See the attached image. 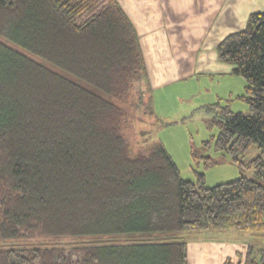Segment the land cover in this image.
Wrapping results in <instances>:
<instances>
[{
    "label": "trees",
    "instance_id": "16d2710c",
    "mask_svg": "<svg viewBox=\"0 0 264 264\" xmlns=\"http://www.w3.org/2000/svg\"><path fill=\"white\" fill-rule=\"evenodd\" d=\"M218 56L245 80L238 99L251 114L206 105L219 134L192 158L208 170L209 150L239 161L256 145L247 168L259 180L206 187L205 173L185 180L138 128L157 115L154 93L117 0H0V264H189L187 233L235 229L264 241V12ZM247 253L245 264H264V246Z\"/></svg>",
    "mask_w": 264,
    "mask_h": 264
},
{
    "label": "rangeland",
    "instance_id": "374dc122",
    "mask_svg": "<svg viewBox=\"0 0 264 264\" xmlns=\"http://www.w3.org/2000/svg\"><path fill=\"white\" fill-rule=\"evenodd\" d=\"M46 64L65 74L60 68ZM67 76L81 81L71 75ZM81 84L95 90L83 81ZM245 87V80L234 75L232 80H218V77L211 80L201 76L181 81L157 94V115L139 124L138 128L152 131L153 139L164 144L185 180L196 181V171L205 173L206 187L231 182L242 176L259 180L253 169L247 168L248 162L260 154L256 145L244 156L238 155L239 161L234 160V156L209 150L207 154L213 157L217 164L208 170L204 168L202 161H198L200 164L196 163L191 154L192 148L201 151L205 141L219 134V129L209 127V121L214 114L207 111L206 103L220 102L223 106L229 104L234 112L251 114L248 104L238 99V96L245 95ZM140 141L141 136L138 134L130 137L132 152L138 150ZM184 238L188 243L189 264H226L228 261L245 264L249 255L247 252L252 246H264L256 243L264 241L235 229L204 230L187 233ZM250 257L257 259L259 254L256 252Z\"/></svg>",
    "mask_w": 264,
    "mask_h": 264
},
{
    "label": "crops",
    "instance_id": "0c3cea01",
    "mask_svg": "<svg viewBox=\"0 0 264 264\" xmlns=\"http://www.w3.org/2000/svg\"><path fill=\"white\" fill-rule=\"evenodd\" d=\"M117 1L138 32L156 113L157 94L169 86L201 76L232 80L234 67L220 61L218 46L264 12V0Z\"/></svg>",
    "mask_w": 264,
    "mask_h": 264
}]
</instances>
